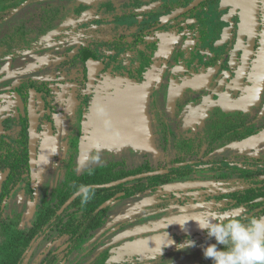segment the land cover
Instances as JSON below:
<instances>
[{"label": "flooded vegetation", "instance_id": "flooded-vegetation-1", "mask_svg": "<svg viewBox=\"0 0 264 264\" xmlns=\"http://www.w3.org/2000/svg\"><path fill=\"white\" fill-rule=\"evenodd\" d=\"M18 1L20 7L16 12L9 8L7 12L11 14L0 18V29L10 23L20 26L19 21L25 20L24 10L38 0ZM57 1L62 2L53 0L54 4L49 7L55 6ZM67 1L75 7L76 21L39 39L33 35V40L17 53L7 54L6 47L0 48V112L4 118L0 146L10 144L12 148L8 151L7 161L0 152V165L4 160L0 167V264H78L75 260L82 247L94 234L107 230L110 222L104 225V219L114 203L132 201L148 194H152L149 201L158 197V205H162L158 211L162 215L205 203L216 205L205 216L233 210L239 211L244 219L264 216V160L253 159L250 155L252 159H249L244 152L220 156L216 149H210L204 155V164H190L188 160V163H180L182 159H174L172 165L175 166L168 169L162 166L153 171L154 175L148 181L141 179L145 186L141 192L128 196L129 190L119 191L99 205L96 213L90 212L91 206L76 202L79 197L77 186L83 182L81 178L100 169H107L111 174L132 171L121 173L116 166L108 165L79 174L73 166L68 169L70 178L60 189L49 186L50 199L36 210L33 208L40 182V145L45 127L53 126L55 135H62L63 139L72 142L76 117L65 119V114L69 113L68 105L78 100V106L86 107L88 113L102 77L126 76L143 84L148 75L163 72L176 84L192 79L197 90L211 85L206 105L218 101L223 94L230 96L234 103L248 84L253 64L264 56V0ZM102 1L97 15L85 18ZM5 6L2 3L0 11L5 10ZM52 12L56 9L52 8ZM252 17L256 18L255 28L248 26L251 24L248 18ZM72 42L77 43L76 50L66 52L62 49ZM54 50H60V54H55ZM246 57H250L247 76L238 85V74ZM50 68L59 75L56 81L41 77L47 70L51 73ZM218 88L220 90L215 94ZM262 109L264 111V103ZM35 121L38 132L36 167L33 168L29 144L31 123ZM68 124L72 127L69 139L65 130ZM221 128H216V134L223 138L221 144L235 140L225 136ZM261 136H264V124L255 123L247 129L243 140L237 141ZM24 141H27L28 149H15ZM11 155L13 163L10 162ZM55 159L57 167L58 157ZM144 166L147 170L140 175L150 170L149 166ZM203 172L215 177L202 182L192 179ZM138 183V180L124 181L119 185L128 189ZM118 195L121 196L109 207L100 209ZM19 196L23 200L22 210ZM124 218L123 228L119 226L115 232H121L132 223L128 214H124ZM97 222L98 227L89 229ZM118 235L114 233L115 237ZM187 239L195 241V246L189 250L193 253L196 246L213 238L208 237L206 231L190 233L185 230L159 264L166 262L171 253L181 250L177 245ZM109 251L113 252L111 248ZM200 264H212V261L205 259L202 253Z\"/></svg>", "mask_w": 264, "mask_h": 264}, {"label": "rangeland", "instance_id": "rangeland-1", "mask_svg": "<svg viewBox=\"0 0 264 264\" xmlns=\"http://www.w3.org/2000/svg\"><path fill=\"white\" fill-rule=\"evenodd\" d=\"M61 1L52 7L56 9L57 17L49 7L54 4L53 0H38L28 6L22 13L25 20L19 21L20 26L10 23L0 29V48L6 47L7 54L17 53L19 48L33 40V35L36 34L39 39L76 21L73 14L75 7L69 4L70 1ZM2 3L6 9L0 11V18L11 14L7 12L9 8L16 12L20 7L18 0H0V5ZM101 4L103 1L96 4L85 18L96 16ZM76 45L72 42L62 49L71 52L76 50ZM59 52L54 50L55 54ZM49 71L51 73L47 70L41 77L56 81L59 75L55 69L50 68ZM194 83L191 79L176 84L163 72L148 75L143 84L126 76L99 79L88 113L86 107L78 106V100L68 105L69 113L65 114V119L76 117L72 142L63 139L62 135H55L53 126L45 127L40 145V182L36 187L33 208L36 210L50 199L49 186L54 190L57 187L60 189L61 184L70 178L71 171L68 169L73 166L80 174L108 165L116 166L121 173L146 165L150 170L140 179L148 181L153 177V171L162 166L167 169L175 166L172 163L176 158L182 159L180 163H206L202 159L210 149H216V154L220 156L222 153L235 155L244 152L249 159L256 157L264 160V136L238 142L243 140L250 126L264 124V113H261L264 112V56L253 64L248 84L234 103L230 96L223 94L218 101L206 105L207 92L212 86L197 90ZM2 115L0 112V133L3 129ZM217 127H222L225 136L235 140L221 144L223 138L216 134ZM71 128L69 124L65 127L68 139ZM50 155L54 157L50 158ZM55 156L58 157L57 167ZM211 177L215 175L203 172L192 179L202 182ZM138 178L129 177L126 181L135 182ZM150 196L152 194L114 203L104 219V225L110 222L107 230L94 234L75 261L78 260V264H159L162 256L175 247L185 230L190 233L202 231L195 220L202 219L216 207L204 203L162 215L158 211L162 208L158 205V197H153L152 202L149 201ZM18 200L22 210V197L19 196ZM148 205L149 211L146 212ZM124 214H128L132 223L121 232H115L119 226L123 228L126 221ZM184 222L186 224L181 228L180 224ZM114 233L119 235L115 237ZM210 243H215L214 238L202 242L204 246H196V252L189 253L191 247L171 253L163 264H200L202 249ZM110 248L113 252L109 251Z\"/></svg>", "mask_w": 264, "mask_h": 264}, {"label": "clouds", "instance_id": "clouds-1", "mask_svg": "<svg viewBox=\"0 0 264 264\" xmlns=\"http://www.w3.org/2000/svg\"><path fill=\"white\" fill-rule=\"evenodd\" d=\"M77 194L83 205L92 199L95 190L91 185L81 184ZM195 221L200 230L215 240L202 249L204 258L210 259L212 264H264V216L244 219L239 211L233 210ZM186 222L179 223L181 228ZM194 246L195 241L191 239L177 245L179 249Z\"/></svg>", "mask_w": 264, "mask_h": 264}, {"label": "trees", "instance_id": "trees-1", "mask_svg": "<svg viewBox=\"0 0 264 264\" xmlns=\"http://www.w3.org/2000/svg\"><path fill=\"white\" fill-rule=\"evenodd\" d=\"M7 145H9V146H7ZM7 145H5L4 147H3V145L0 146L1 157L4 156L5 161H7V158L9 159L8 151L12 149L10 144H7ZM16 148H19L22 150L28 149L27 141L18 143L17 146L15 147V149ZM6 152H7V154H6ZM12 157H13V155L10 156V162L11 163H13ZM4 160L1 161L0 167L3 165ZM146 170L147 169L144 166L140 169H137V170L132 171V172H127L125 174H111V172H109L107 169H100V170H96L92 173H89L88 175L86 174L84 177L81 178V181H83V182H81V184L93 186L94 190H95V194L92 197V199H90L85 205L92 207V209L90 211L91 213H96V210L99 207V205H101L103 202H105L107 199H109L115 193H117L119 191H123V190L128 191L129 190L128 196L129 195L131 196V194L133 195L137 192H141L145 188V186L143 183H141V179L139 176L141 173L145 172ZM128 176L129 177H137V178L139 177L137 180L140 181V183L136 184L132 188L125 189V187L123 185H119V182L121 181V179H126V177L128 178ZM103 184H105V185H103ZM111 184H113L115 186L112 187ZM78 201L81 203V197L80 196L78 197L76 202H78ZM101 213H104V211ZM98 226H99V222H97L96 224H93L92 228H89V229H94Z\"/></svg>", "mask_w": 264, "mask_h": 264}, {"label": "water", "instance_id": "water-1", "mask_svg": "<svg viewBox=\"0 0 264 264\" xmlns=\"http://www.w3.org/2000/svg\"><path fill=\"white\" fill-rule=\"evenodd\" d=\"M248 21H250L251 24L248 25V23H247V25L248 26L253 25L255 28L256 18L255 17L248 18ZM240 36H241V34H240ZM252 44H253V35H252V39H251V45H250L251 47H252ZM248 54L250 55L251 52H248ZM249 63H250V57H246L244 62H243V67L238 74V78H237L238 85H241L244 82V80L246 79ZM219 90H220V88H218L215 91V94L218 93ZM37 124H38L37 121H35L34 123L33 122L31 123V134H30V144H29L30 153H31L32 162H33V168L36 167L35 166V164H36L35 159H36V150H37V144H36L37 132H38V125ZM139 177L142 178L143 176L140 175ZM124 181H126V180H122V181H120V183L121 182L123 183ZM121 195H123V194H121ZM121 195H118L115 198L107 201L105 204L102 205V207L100 209L101 210L106 209L116 200V198L120 197Z\"/></svg>", "mask_w": 264, "mask_h": 264}]
</instances>
